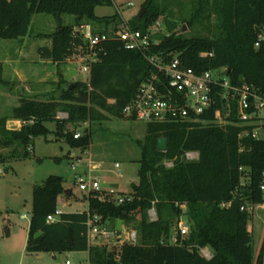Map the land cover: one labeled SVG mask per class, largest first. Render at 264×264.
Wrapping results in <instances>:
<instances>
[{"label":"trees","instance_id":"1","mask_svg":"<svg viewBox=\"0 0 264 264\" xmlns=\"http://www.w3.org/2000/svg\"><path fill=\"white\" fill-rule=\"evenodd\" d=\"M111 4L113 0H0V38L26 37L35 13L70 14L78 26L85 20L94 33H113L122 22L120 13L104 17L95 14L97 7ZM142 7L143 16L128 23L133 29L145 32L166 15L165 31L157 33L159 43L151 45L150 53L168 59L170 54H177L186 67L197 72L225 68L232 84L252 85L264 92V0H192L183 19L192 31L196 29L189 37L183 33V26L178 27L173 13L167 12V6L144 0ZM76 25L59 23L50 46L38 49L40 56L59 62L72 55L75 44L82 41L75 35ZM102 47L100 60L92 67L90 86L78 81L63 90L58 102L22 98L11 117L0 119V146L19 143L28 148L34 138L51 132L45 123L53 121L57 139L72 148L87 149L92 132L89 129L74 139L73 124L89 119L103 121L107 119L103 111L135 120L126 116L124 109L140 85L158 70L145 53L127 50L117 39L111 38ZM202 52L212 56L202 57ZM2 73L0 63V84L7 85ZM221 108L218 95L211 110L199 116L205 123H147L144 138L136 141L140 149L139 181L132 183L130 194H119L123 203H117L116 191H93L87 196V211L62 212L56 222L48 223V216L58 209L59 197L65 193V179L50 175L36 184L26 251L87 252L89 264H264V241L255 256L248 207L264 204V138L239 139L243 127L236 117V105L233 103L225 125L215 118ZM59 111L68 117L58 119ZM10 118H34V122L8 130ZM159 138H167L166 152L157 149ZM189 151L197 152L198 159H186ZM241 167L248 171H241ZM152 207L156 220L149 217ZM89 214L111 222L113 228L118 220L133 224L137 243L113 248L91 245L87 236ZM182 217L190 226L186 237L180 230L174 231ZM39 232L42 234L35 237ZM173 237H177L176 243H171ZM202 248L212 251L210 259L201 253Z\"/></svg>","mask_w":264,"mask_h":264},{"label":"rangeland","instance_id":"2","mask_svg":"<svg viewBox=\"0 0 264 264\" xmlns=\"http://www.w3.org/2000/svg\"><path fill=\"white\" fill-rule=\"evenodd\" d=\"M143 2L144 0H113L111 5L97 7L95 14L104 17L119 12L123 19L131 24L144 8ZM156 3L160 7L167 6V12L173 13L172 18L178 27H186L183 31L185 36L194 34L196 29L192 31L183 22L192 0H156ZM165 16H161L158 20L163 32ZM59 23L76 25L75 17L70 14L56 16L35 13L26 37L0 38V62L2 71L5 72L4 76L9 79L5 90L11 93L8 98H0V119L11 117L12 109L20 105L22 98L41 102L50 100L58 102L64 89L78 81H86V75L77 65L68 60L72 55L56 62L42 58L39 54V47L47 46L48 43L50 46L51 35ZM87 24L90 23L84 20L80 26L76 25V28L80 29ZM201 34L209 35L210 33L201 31ZM2 88L0 85V89ZM109 102L112 103L113 100ZM59 113L64 112L59 111ZM102 114L107 119L103 121L89 119L71 126L74 133L76 131L86 133L90 129L92 141L87 149L72 148L65 140L57 139L54 133L56 123L53 121L45 123L51 132L47 136L34 138L31 147L25 148L19 143L10 147L0 146V264H66L67 261L70 264H89L86 252L28 253L25 243L32 211L33 188L48 176L63 177L66 189L72 190L71 196L64 194L59 198L58 209L62 212L88 210L89 192L80 189V177H84L85 180L95 177L103 191H116L118 195L130 194L132 183H138L137 160L140 158V149L136 141L144 138L146 124L138 120L117 118L104 111ZM18 126L17 123L10 124L12 129ZM22 126L21 123L20 128ZM71 152L84 159L82 163L75 162V169L72 168ZM38 158L42 161L39 162ZM57 158L60 159L59 162L56 161ZM89 159L92 160V165ZM116 163L120 166L116 167ZM115 185H118V188H115ZM248 207L252 217L249 227L254 236L253 245L256 256L264 241V204ZM24 214L26 217L23 216ZM182 221L188 224L186 217H182ZM107 226L109 230L114 229L111 222ZM123 226L122 238L125 239L128 232L135 228L133 224ZM177 229L174 227V231ZM119 242L117 240L106 244L99 239L94 243L98 246L113 248L122 245ZM207 250L212 253L209 248H204L202 252L206 253Z\"/></svg>","mask_w":264,"mask_h":264},{"label":"built area","instance_id":"3","mask_svg":"<svg viewBox=\"0 0 264 264\" xmlns=\"http://www.w3.org/2000/svg\"><path fill=\"white\" fill-rule=\"evenodd\" d=\"M130 5L133 4L130 3ZM121 18L122 22L117 31L109 34L94 33L91 25L75 29V35L79 36L82 41L75 44L72 56L68 60L77 65L79 70L86 75L85 83L90 86L92 67L100 60L103 44L114 38L120 41L127 50H138L145 53L147 60L158 70L157 74H153L140 85L134 98L124 109L126 116L133 117L145 124L151 122L205 123L199 116L210 111L216 102V97L220 95L223 108L215 112L217 123L223 125H225V121L227 123L226 118L230 115L234 103L236 105V117L239 120V125L243 127L239 139L243 137L264 138V92L252 85L238 86L232 84L226 75L225 68L197 72L186 67L177 54H170L172 58L168 59L159 54L150 53L151 45L159 43V39L156 38L157 33H164L161 23L157 21L143 32L133 29L122 16ZM258 45L259 43H256V46ZM200 55L202 57L212 56L206 52H202ZM217 88L221 89V93L217 94ZM67 117L66 113L57 114L58 119ZM33 122L34 119L20 123L25 125ZM83 135L84 132L76 131L73 136L74 139H80ZM185 157L188 160H197L199 154L189 151L185 153ZM70 159L73 161V169L76 168L75 162L82 163L84 161L80 155H76L74 152H71ZM89 162L92 164L91 159ZM167 165L171 166L172 163L168 162ZM115 166L119 167L120 165L116 163ZM240 170L248 171L243 167ZM79 187L82 191L89 193L103 191L95 177H90L87 180L80 177ZM261 189L264 191V184ZM116 198L117 203L124 202L121 195H117ZM61 213L62 210L57 209L48 216L47 222H56ZM23 216L26 217L25 214ZM149 217L151 220L157 219L155 207L149 210ZM108 224L109 221H102L100 216L89 214L87 236L91 245H97L94 242L99 239L106 244L117 240L120 241L119 244L137 243V231H129L127 237L123 239L124 226L121 235H118L115 228L109 230ZM177 228L182 237H186L190 233L189 224L184 223L182 218ZM177 240V237H173L171 243H176ZM203 249H201V253L210 259L212 253L208 250V252L203 253ZM66 264H70V262L67 261Z\"/></svg>","mask_w":264,"mask_h":264},{"label":"water","instance_id":"4","mask_svg":"<svg viewBox=\"0 0 264 264\" xmlns=\"http://www.w3.org/2000/svg\"><path fill=\"white\" fill-rule=\"evenodd\" d=\"M144 12H145V9L144 8L141 9V11H140L138 16L142 17ZM185 29H186V27L184 26V30ZM157 149L159 151H162V152H166L167 151V149H168V140H167V138H159L157 140ZM115 188H118V185H115ZM64 194L67 195V196H70V190L66 189ZM123 225H124V221L123 220H118L117 221L116 230H117L118 235H121V232H122V229H123ZM41 234L42 233L39 232V233H37L35 235V237H39Z\"/></svg>","mask_w":264,"mask_h":264},{"label":"crops","instance_id":"5","mask_svg":"<svg viewBox=\"0 0 264 264\" xmlns=\"http://www.w3.org/2000/svg\"><path fill=\"white\" fill-rule=\"evenodd\" d=\"M47 46H49V43H48V45ZM41 47H43V46H41ZM40 48V47H39ZM1 63V62H0ZM3 66H4V64H3ZM4 73L5 72H3V74H2V78H3V80H4V82H8L9 81V79H7L6 78V76H4ZM35 82V81H34ZM36 83V82H35ZM1 85V87H3L2 89H0V98H8V96L11 94L10 92H7V90H5L6 89V86L4 85V84H0ZM21 121L20 120H12V119H9V120H7V122H6V128L8 129V130H19L20 129V126H21V123H20ZM11 123H17V124H19V126L17 127V128H14V129H12V127H10V124ZM92 161V160H91ZM92 164H93V162H91ZM91 164V165H92ZM85 173H86V171H85ZM60 198V197H59ZM30 224V223H29ZM28 233H29V226H28ZM27 239H28V235H27ZM26 245H27V240H26V243H25V247H26ZM87 253V252H86ZM88 254V253H87Z\"/></svg>","mask_w":264,"mask_h":264}]
</instances>
